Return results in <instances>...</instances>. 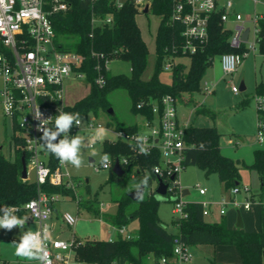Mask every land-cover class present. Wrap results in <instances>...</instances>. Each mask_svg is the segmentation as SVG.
I'll list each match as a JSON object with an SVG mask.
<instances>
[{
  "label": "trees",
  "instance_id": "trees-1",
  "mask_svg": "<svg viewBox=\"0 0 264 264\" xmlns=\"http://www.w3.org/2000/svg\"><path fill=\"white\" fill-rule=\"evenodd\" d=\"M116 0H98L91 3L82 0H71L72 7L54 18L56 46L61 51L75 52L83 55L85 61L81 72L90 86V92L74 106H69L70 113H80L82 117L89 114L97 115L100 109L109 111L112 105L108 95L113 90L127 91L132 101V112L147 119H153L152 107L165 96L170 95L178 100L185 93H197L203 90V80L214 59L223 54H242L245 48L236 50L231 47L230 39L233 32L225 29L221 14L217 13L209 25V41L197 53L190 55L182 52L184 39L181 23L172 22L173 0H153L152 13L161 21L156 37L157 62L150 80L142 78L147 68L149 48L142 37L137 23L138 11L134 4L127 1L124 8L115 7ZM100 18L113 15V23L96 25L92 23L93 15ZM258 35L260 53L264 54V19L259 21ZM167 58L178 61L172 71L171 84H165L160 79L163 64ZM114 59H126L131 63L132 74L113 75L108 64ZM188 59L189 64L180 61ZM103 77L104 84L96 80ZM258 95L264 94V82L257 89ZM244 105V103H242ZM141 105V108H139ZM197 112L208 114L212 119L216 114L208 109L199 108ZM264 118V115H262ZM259 117V114H258ZM140 126L118 128L130 133L137 132ZM16 133V128H15ZM221 133L213 125L210 127L190 126L186 131L187 145L185 167L198 166L207 176L216 174L226 192L241 186V169L246 167L256 170L264 188V149L255 151V161L252 165L242 164L222 153ZM14 156L6 157L0 152V207L16 206L20 217L28 216L25 205L36 198L39 191L49 196L71 194V189L65 186L46 184L41 187L31 180L22 178V141L13 137ZM204 147L201 148L200 145ZM104 152L115 160L126 157L129 166H123L124 173L130 166L137 168L136 178L140 181L143 172L153 171L160 163L159 154L141 155L124 142L110 143L105 141ZM58 159L52 155L50 165L55 168ZM111 171L110 180H120ZM154 179L156 176H154ZM254 196V195H253ZM170 197H168L169 199ZM167 199V200H168ZM260 214V230L247 232L244 229H231L225 216L219 222H209L203 215V205L188 202L185 206L186 218L175 221L178 232H170L160 219L158 207L160 201L155 193L146 192L144 199L134 202L129 195L118 201V211L107 220L116 227H127L133 221L138 222V229L132 239L120 236L114 240L90 241L82 243L76 251L79 261L84 264H161L163 259L174 256V240H180L189 247L197 245H229L235 246L241 257V264H264V195ZM85 202L81 201L79 210ZM88 208L102 218L101 206L87 202ZM85 206V205H84Z\"/></svg>",
  "mask_w": 264,
  "mask_h": 264
},
{
  "label": "built area",
  "instance_id": "built-area-1",
  "mask_svg": "<svg viewBox=\"0 0 264 264\" xmlns=\"http://www.w3.org/2000/svg\"><path fill=\"white\" fill-rule=\"evenodd\" d=\"M82 1L94 4L98 0ZM127 1L134 4L138 15H145L152 11L153 0H116L115 7L121 10ZM71 7V0H0V79L2 82L0 106L4 116L12 121L14 130L12 141L14 135L22 141L28 171L27 180H30V171L34 172L35 182L39 187L51 184L73 189L69 174L63 170L66 168V164L62 165L58 161L57 166L53 168L50 165L52 155L37 142L42 136V132L37 130L40 121L34 118L39 109L44 119L53 117L51 121L45 122L47 127H53L54 118L59 111L69 112V106L64 102L65 83L72 75L86 79L81 72L85 57L79 53L61 51L55 42L54 18L59 14L68 12ZM146 8H148V13H145ZM233 8L234 5L230 0H223V3L220 0H173L171 15L172 22L181 23L183 26L184 44L182 52L185 55L197 53L208 43L209 25L214 15L222 12L221 20L224 25L231 20L233 15L235 26L230 39L231 47L236 50L245 48V50L242 54L230 53L219 56L225 76L233 75L242 59L247 58L251 53L260 52L258 42L259 21L264 19V15H256L252 19L255 26V40L251 43L252 33L249 29L248 39L245 41L243 35L248 29L246 22L243 21L241 14L233 11ZM92 23L94 26L111 24L113 23V15L100 18L94 14ZM45 62L48 64L47 68H45ZM176 63V58H167L164 67L167 71L172 72ZM96 82L103 85V77H99ZM205 88L214 92V86L210 87L208 83L205 84ZM232 91L237 94L240 89L233 87ZM256 103L259 114L258 138L262 141L264 138V118L262 116L264 115V94L257 96ZM152 113L153 119L143 117L144 124L137 132L116 130L114 131L116 138L105 141L127 143L134 151L144 155L140 152L137 138L147 137V142L144 145L148 151L147 155L157 152L160 159L159 165L155 166L151 172L152 176H156L158 186L159 180L168 186L167 199L171 196L178 197L174 211L176 214H180L181 218H186L184 209L187 203L183 201L184 191L180 184V175L185 169L186 131L191 125L180 121L177 100L170 95L155 103L152 107ZM82 123L84 125L81 128L74 126L70 135L84 133L89 136L98 126L102 125L96 116L82 117ZM108 131L110 130L108 129ZM168 132L171 135L166 134ZM107 155L110 159V166L105 168L101 161L96 166V171L114 168L117 160L111 155ZM118 161L122 168L130 165V161L126 157H122ZM156 190H151L150 193H155ZM198 192L201 196L207 194V190L202 188H198ZM241 192L240 187L234 188L229 191L228 197L219 200L211 198L209 202L202 203L204 217L211 215V208L214 205L219 206V214L223 217L227 215L229 206H233L237 211H240L241 208L249 210L251 203L248 197L242 204L237 200ZM243 192L249 194L250 190L246 186ZM58 196H49L39 191L38 196L25 205L29 220L36 225L34 231H43L47 227L52 234L51 219L54 213V205L59 201ZM81 201V198H77L78 204ZM15 214L18 216L17 211ZM63 220L70 227L74 226L77 221L70 214L64 215ZM117 230L121 236L132 239L127 227H117ZM80 244L81 242L76 241L75 238L66 241L52 236V240L47 244L51 264H84L76 256ZM189 248L179 237L175 238L173 256L175 261L173 264H187L191 261L193 256ZM0 264H6L1 257ZM161 264H170V259H163Z\"/></svg>",
  "mask_w": 264,
  "mask_h": 264
},
{
  "label": "rangeland",
  "instance_id": "rangeland-1",
  "mask_svg": "<svg viewBox=\"0 0 264 264\" xmlns=\"http://www.w3.org/2000/svg\"><path fill=\"white\" fill-rule=\"evenodd\" d=\"M230 1H232L238 13L241 14L243 21L246 22V28L251 30L250 40L253 43L255 40V26L252 23V19L256 15H264V0ZM160 21V17L152 12L145 15H137V23L142 32V37L149 48L148 64L142 76L146 81L152 78L155 71L157 62L156 37ZM230 26L227 25V27ZM231 29L233 30L234 28L232 27ZM180 61L189 64L188 59H181ZM108 68L113 75L123 74L130 76L132 74L131 63L126 59H114L108 64ZM160 79L165 84H171L172 82V72L167 71L164 64ZM242 82H244L246 90L235 94L232 88L236 87L239 90ZM263 82L264 54L260 52L251 53L247 58L241 60L237 71L230 76H225L221 59L216 57L204 77L203 90L197 93H185L177 100L178 113L183 121L189 122L191 126L210 127L215 124L223 134L220 142L223 154L235 161L239 160L242 164L252 165L255 161V151L264 149V138L262 141L258 138V110L256 103L257 89ZM206 83L210 84V87L214 86V92H210L205 88ZM1 87L2 82L0 79ZM89 92L90 86L86 80L72 75L64 86V102L68 106H74L87 96ZM108 101L112 105L113 114L100 109L97 115H88L96 116L98 121L106 129L110 130L105 140H114L116 138L114 131L118 128H127L135 125L143 126V116L135 114L131 110L132 101L127 91L123 89L113 90L108 95ZM199 108L213 111L217 118L212 121L205 113L195 110ZM13 134L12 121L4 116L0 106V152L6 157L14 156ZM79 135L88 136L84 133H79ZM103 142L95 146V156L91 154V151L86 150L83 152L85 163L79 170L70 164H66V168H63L64 172L69 174L73 189H71V194L59 195V201L54 205L52 221L55 226V237L66 241L75 238L76 241L87 243L90 241L113 240L121 236L117 227H113L107 217L116 215L119 207L118 201L133 192L135 185L139 183L138 178H136L137 168L130 166L128 171L120 177V180L112 181L110 180V170L96 171V166L103 161L105 156ZM236 142L239 144L236 145ZM90 159L95 162L90 163ZM145 175H150L151 177L146 192L156 190L158 183L152 173L145 170L143 177ZM241 177L240 189L242 192L238 195L237 200L242 204L248 197L251 203L249 210L240 209L244 221V230L257 232L260 230L259 217L262 204L260 195L264 192L261 177L256 170L246 167H242ZM29 179L33 182L35 181L34 172L30 171ZM180 184L183 191H189V195L183 197V201L186 203H207L212 196L219 200L223 193L226 192L216 174L207 176L203 170L194 165L185 167L180 175ZM246 186L250 190L249 194L243 192ZM198 188L206 189L207 195L201 196ZM77 198H81L85 202L81 210H79ZM177 200L178 197L171 196L167 201L160 202L158 207L160 219L172 233L178 232L175 221L181 219L180 214H176L174 211ZM89 201L95 206L100 205L102 207H100L101 214L105 218L97 215L93 209L88 208L87 202ZM219 209L218 205L212 206V213L206 217L207 221L221 220L223 216L219 214ZM227 211L226 219L229 225L233 227L237 222V209L229 206ZM66 214H70L77 219L74 226L70 227L65 223L63 217ZM127 228L132 235H135L138 229V222L129 223ZM28 229H35L29 219L24 231ZM20 235L21 229L19 228H14L11 231L0 229L1 259L5 260L6 264H37L36 261H28L15 256L12 243L14 241L18 242ZM189 251L193 258L187 264L242 263V257L235 246L197 245L190 247ZM174 261L175 258H171L170 264H173Z\"/></svg>",
  "mask_w": 264,
  "mask_h": 264
},
{
  "label": "clouds",
  "instance_id": "clouds-1",
  "mask_svg": "<svg viewBox=\"0 0 264 264\" xmlns=\"http://www.w3.org/2000/svg\"><path fill=\"white\" fill-rule=\"evenodd\" d=\"M47 67L48 64L45 62V68ZM34 118L40 121L37 127V130L42 132V136L37 141L40 146L49 154L55 156L62 165L70 164L77 170L85 163L82 155L83 152L88 150L95 156V146L98 143H102L109 135L108 129L102 125L98 126L89 136L70 135L74 126L81 128L84 125L82 123V116L78 112L59 111L58 115L54 118L53 127H47L45 123L51 121L53 117L44 119L39 109L36 111ZM166 134L171 135L170 132ZM137 142L140 152L147 155L148 151L144 147L147 137H138ZM200 147L203 148L204 145L201 144ZM102 163L105 168L110 166V159L107 154L103 157ZM150 178V175H145L135 185L134 192L132 193L134 198H138L141 201L144 199V193L149 186ZM157 198L159 199L160 197ZM16 211H18L16 206L4 205L0 207V229L7 231H11L14 228L21 229L19 241L12 243L15 256L28 261H36L37 264H51L47 248L48 242L52 240L50 229L46 227L43 231H33L31 229L24 231L29 216H17L15 214Z\"/></svg>",
  "mask_w": 264,
  "mask_h": 264
},
{
  "label": "water",
  "instance_id": "water-1",
  "mask_svg": "<svg viewBox=\"0 0 264 264\" xmlns=\"http://www.w3.org/2000/svg\"><path fill=\"white\" fill-rule=\"evenodd\" d=\"M145 13H148V8L145 9ZM248 35H249V29L246 30V32L243 35V39L246 41L248 39ZM246 90V86L244 84V82L241 83L240 85V92H244ZM109 113L113 114V109L109 110ZM2 148V147H1ZM94 160L90 159V163H93ZM22 165H23V171H22V178L24 180L28 179V171H27V165H26V156L25 154L22 157ZM113 172L118 176V177H122L125 173L124 170L120 164V162L117 160L115 163V166L113 168ZM134 192V191H133ZM133 192H131L129 194V197L134 201V202H138L139 199L138 198H134L133 196ZM168 192V186L166 184H164L161 180H159V186L157 188V190L155 191V196L156 199L160 202H164L167 201L166 195ZM145 194V193H144ZM189 195V191L185 190L184 191V196ZM157 197H160L159 199ZM236 228L237 229H243L244 228V222L241 216L240 211H238V216H237V223H236Z\"/></svg>",
  "mask_w": 264,
  "mask_h": 264
},
{
  "label": "crops",
  "instance_id": "crops-1",
  "mask_svg": "<svg viewBox=\"0 0 264 264\" xmlns=\"http://www.w3.org/2000/svg\"><path fill=\"white\" fill-rule=\"evenodd\" d=\"M220 2L221 3H223V0H220ZM233 11H235V12H237L238 13V11L236 10V8L234 7L233 8ZM240 14V13H239ZM259 16H263V15H259ZM231 20L229 21V22H227L226 24H225V28L226 29H228V30H231L232 31V27L234 28V26H235V22H234V17H233V15L231 16V18H230ZM227 25H231L230 27H227ZM196 111L198 110V109H195ZM179 114V113H178ZM206 116H208V118H210L212 121H214L215 119H212L208 114H206ZM216 118H217V116H216ZM179 119H180V121L181 122H183V123H188V124H190L189 122H187V121H183V119L180 117V115H179ZM215 125V124H214ZM216 126V125H215ZM217 127V126H216ZM218 128V127H217ZM218 130H219V128H218ZM219 132L221 133V131L219 130ZM221 135H223L222 133H221ZM236 145L237 144H239V143H235ZM222 149V148H221ZM223 153V152H222ZM225 155V154H224ZM263 195H264V192L262 193ZM207 195V194H206ZM205 195V196H206ZM229 196V192H225V193H223V195L219 198V199H221V198H223V197H228ZM211 198H214V199H216L214 196H212ZM261 207H262V205H261ZM56 210V209H55ZM56 212H57V210H56ZM237 213H238V211H237ZM260 214H261V212H260ZM225 218H226V216H225ZM207 220V219H206ZM220 221V220H219ZM219 221H213V222H219ZM211 222V221H210ZM244 222V221H243ZM259 222H260V217H259ZM237 223V222H236ZM51 224H52V230H53V232H52V236L53 237H55L54 236V223H53V221H52V219H51ZM33 225H34V227H35V229H36V225L33 223ZM228 226L231 228V229H236V224H235V226H233V227H231L230 225H229V223H228ZM177 228H178V226H176ZM34 229V230H35ZM244 229V228H243ZM33 230V231H34ZM127 231H128V228H127ZM128 233L131 235V236H134V235H132L129 231H128ZM1 257V256H0ZM5 261V260H4ZM6 262V261H5Z\"/></svg>",
  "mask_w": 264,
  "mask_h": 264
}]
</instances>
